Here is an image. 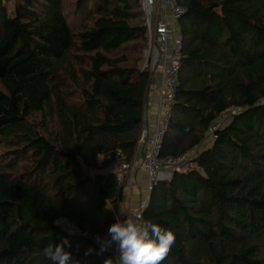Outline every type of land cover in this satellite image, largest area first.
Instances as JSON below:
<instances>
[{"label": "trees", "instance_id": "1", "mask_svg": "<svg viewBox=\"0 0 264 264\" xmlns=\"http://www.w3.org/2000/svg\"><path fill=\"white\" fill-rule=\"evenodd\" d=\"M9 1L0 0V264H51L44 248L65 237L74 260L103 264L110 254L80 234L127 219L116 165L136 157L151 83L140 0H11V14ZM175 2L183 44L161 158L199 146L222 113L240 114L153 187L142 222L175 235L162 264H264V0Z\"/></svg>", "mask_w": 264, "mask_h": 264}, {"label": "built area", "instance_id": "2", "mask_svg": "<svg viewBox=\"0 0 264 264\" xmlns=\"http://www.w3.org/2000/svg\"><path fill=\"white\" fill-rule=\"evenodd\" d=\"M140 9L143 15L148 47L146 60L140 68L141 70L149 69L152 75L154 73L159 75L156 91L161 109L156 129L150 132L145 125H142L137 141L136 156L142 155V167L147 176L145 187L147 199L143 200L137 209L130 212L128 219L139 217L142 221V214L153 187L160 181L170 180L174 173L187 170L188 165L198 157L200 151L211 145L215 138V132L222 129L234 115L240 114V110L232 109L219 115L208 127L206 139L199 146L174 158H161V144L171 119L175 86L180 70L183 36L179 22L184 16L185 10L175 0H140ZM152 48V58L149 59ZM134 165V161L130 164L119 163L116 165V176L119 183L123 182ZM60 227L64 231L76 232L66 223L61 224ZM80 235L88 238L93 245L99 248L100 244L97 242V237L101 240L108 239L107 233H81ZM107 252L113 258L117 255L114 246L109 247Z\"/></svg>", "mask_w": 264, "mask_h": 264}, {"label": "clouds", "instance_id": "3", "mask_svg": "<svg viewBox=\"0 0 264 264\" xmlns=\"http://www.w3.org/2000/svg\"><path fill=\"white\" fill-rule=\"evenodd\" d=\"M59 223L57 221L58 226ZM107 236V240L97 237L100 244L97 254H102L114 246L117 255L115 258L104 259L103 264H162L175 241L171 230L162 229L150 222H142L139 217L121 220L117 216L115 222L109 226ZM70 249L71 242L65 237L60 243H50L44 248L43 255L51 264H81L73 259ZM94 251L96 250L90 247L84 255L87 257Z\"/></svg>", "mask_w": 264, "mask_h": 264}, {"label": "crops", "instance_id": "4", "mask_svg": "<svg viewBox=\"0 0 264 264\" xmlns=\"http://www.w3.org/2000/svg\"><path fill=\"white\" fill-rule=\"evenodd\" d=\"M159 83V75L151 74V83L144 107L143 124L150 132L154 131L158 126L161 109L159 107V97L157 95V85ZM135 165L125 176L122 190V202L120 205V216L126 217L130 212L137 209L141 202L147 199L146 196V172L142 167V155L139 154L134 159Z\"/></svg>", "mask_w": 264, "mask_h": 264}, {"label": "rangeland", "instance_id": "5", "mask_svg": "<svg viewBox=\"0 0 264 264\" xmlns=\"http://www.w3.org/2000/svg\"><path fill=\"white\" fill-rule=\"evenodd\" d=\"M7 7H8V12H9V14H11L12 13V10H13V1H9V3L7 4ZM147 50H148V47H147V49H146V51H145V53H144V55H145V59L144 60H146V56H147ZM152 52H153V48H152V50H151V54H150V56H149V59H151L152 58ZM150 61V60H149ZM144 63V61L141 63V65L140 66H142V64ZM125 179V178H124ZM124 181V180H123Z\"/></svg>", "mask_w": 264, "mask_h": 264}]
</instances>
